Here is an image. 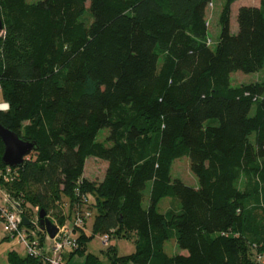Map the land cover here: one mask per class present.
<instances>
[{"label":"trees","instance_id":"trees-1","mask_svg":"<svg viewBox=\"0 0 264 264\" xmlns=\"http://www.w3.org/2000/svg\"><path fill=\"white\" fill-rule=\"evenodd\" d=\"M242 1L223 0L213 48L212 0H0V123L38 146L15 170L14 197L25 206L31 188L47 215L64 197L70 211L79 195L95 200L92 231L68 259L98 233L134 238L136 250L119 256L109 244L108 263L89 253L85 264H257L264 254V85L230 82L264 68V0ZM3 153L0 139L1 169ZM184 157L198 188L171 177ZM88 158L108 164L102 181L83 177ZM168 198L178 207L159 213ZM170 240L179 254L165 252Z\"/></svg>","mask_w":264,"mask_h":264},{"label":"rangeland","instance_id":"rangeland-1","mask_svg":"<svg viewBox=\"0 0 264 264\" xmlns=\"http://www.w3.org/2000/svg\"><path fill=\"white\" fill-rule=\"evenodd\" d=\"M28 4H34L41 0H26ZM258 1V3H257ZM243 6H256L260 3V0H243ZM239 3L235 4L232 7V16H231V30L233 33L238 31L237 15ZM223 0H212V3L207 8L206 19L208 25V40L211 42L213 48L216 47L220 34H221V23L220 18L224 9ZM87 8H89V1L87 2ZM87 22L91 21L89 12H87L85 18ZM230 82L232 87H241L247 84H261L264 85V68L258 73L253 74H244L242 72L233 73L230 77ZM3 94L0 91V105L4 104ZM254 115V109L251 112V116ZM109 134L107 129L101 130L97 136L98 142H104ZM255 137L252 136L251 140H254ZM108 164L104 161L88 158L84 166V175L83 177L91 182H100L104 179L106 168ZM171 177L172 179H179L187 186L198 188L199 182L198 178L192 173L190 169V160L187 157L176 160L171 167ZM5 185V184H4ZM31 188L27 187L24 190L23 196L25 198L24 209L26 214L31 220L35 223H39V212L41 210L40 206L32 202L31 198ZM13 191V193H12ZM4 193L10 194L15 200H18L14 197V190L11 189V186L4 187ZM1 199L3 202V195L0 193ZM150 196V184L147 185V188L144 191V205L147 206ZM68 200L64 197L62 202L53 201L52 207L48 211V218L54 223H59V219L63 214H66L69 210ZM179 202L173 201L172 199H163L160 204L158 211L159 213H166L171 208H177ZM92 231V223L87 226L86 231L90 234ZM41 238L43 242H47L48 236L45 232H41ZM105 233H98L95 237L88 243L85 254L77 253L73 255L68 264H85L86 255L91 253L100 258L101 261L108 263L109 257L107 256L108 246H105L103 239ZM112 243V244H111ZM110 244L115 246L117 254L119 256H129L136 250L135 239L128 238H112L110 239ZM17 253L19 256L26 255V248L22 242L18 239H9L7 238L3 227L0 225V264H10L9 256L10 253ZM165 252L174 256L181 252V249L178 247V244L175 240H170L165 244ZM128 264H135L133 261H130Z\"/></svg>","mask_w":264,"mask_h":264},{"label":"built area","instance_id":"built-area-1","mask_svg":"<svg viewBox=\"0 0 264 264\" xmlns=\"http://www.w3.org/2000/svg\"><path fill=\"white\" fill-rule=\"evenodd\" d=\"M211 46V42L208 40ZM0 110L8 111L7 103L0 105ZM17 179L15 170L7 167L0 168V180L3 184L11 185ZM4 187H0L3 195L4 205L0 204V225L9 239H18L26 248L28 257L40 261L42 264H68V256L79 248L78 238L81 231H86L95 217L91 209L95 203L92 195H79L80 199L76 206L66 214H63L65 221L62 224L56 223L59 232L54 239L47 238L43 242L39 223H35L26 214L22 199L15 200L10 194L3 192ZM20 207V210L17 209ZM24 218L30 222L28 226L24 224ZM44 233V232H43ZM46 234V233H45ZM47 235V234H46ZM48 236V235H47ZM105 246L110 244V238L103 239ZM257 264H264V254L256 256Z\"/></svg>","mask_w":264,"mask_h":264},{"label":"water","instance_id":"water-1","mask_svg":"<svg viewBox=\"0 0 264 264\" xmlns=\"http://www.w3.org/2000/svg\"><path fill=\"white\" fill-rule=\"evenodd\" d=\"M4 34V22L0 7V40ZM0 139L4 145V153L2 163L14 170L20 169L25 160L38 150L37 143L24 138H21L17 133L7 129L0 123ZM20 210V207L17 206ZM24 224H30L27 218H24ZM39 226L50 239H54L59 232V228L48 218L45 210L39 212Z\"/></svg>","mask_w":264,"mask_h":264},{"label":"crops","instance_id":"crops-1","mask_svg":"<svg viewBox=\"0 0 264 264\" xmlns=\"http://www.w3.org/2000/svg\"><path fill=\"white\" fill-rule=\"evenodd\" d=\"M3 192H4V188H3ZM0 193L2 194L1 191H0ZM0 199H1V195H0ZM0 204H1V205H4V202H1V201H0ZM1 226H2V225H1ZM2 227H3V226H2ZM111 244H112V243H111ZM20 256H21L22 258H26V257H27V254H26V255H21V254H20ZM69 260H70V259H67L68 262H69Z\"/></svg>","mask_w":264,"mask_h":264}]
</instances>
